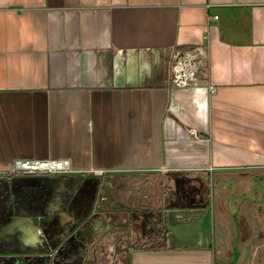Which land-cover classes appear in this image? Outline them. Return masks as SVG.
Here are the masks:
<instances>
[{
	"label": "crops",
	"instance_id": "1",
	"mask_svg": "<svg viewBox=\"0 0 264 264\" xmlns=\"http://www.w3.org/2000/svg\"><path fill=\"white\" fill-rule=\"evenodd\" d=\"M16 159L70 161L74 175L37 180L53 181L32 210L46 216L70 202L79 173L209 175L217 223L211 200L168 209L178 233L163 220V241L150 209L115 208L123 219L102 254L234 264L253 253L264 264V0H0V173ZM23 186L0 225V264H51ZM83 242L92 264L95 244Z\"/></svg>",
	"mask_w": 264,
	"mask_h": 264
},
{
	"label": "rangeland",
	"instance_id": "2",
	"mask_svg": "<svg viewBox=\"0 0 264 264\" xmlns=\"http://www.w3.org/2000/svg\"><path fill=\"white\" fill-rule=\"evenodd\" d=\"M124 174V175H122ZM122 175V176H120ZM103 176V177H102ZM50 177V176H48ZM48 177H15V178H0V184L5 183L6 184V190L3 193H0V217L4 215L2 213L1 209H5L6 213L10 212L11 210V217L13 215V211L18 212V209H21L20 206H22L23 201L19 198H17V192L16 190L19 189L21 186L24 188L22 189V192L20 193L23 196H26V205L29 206L30 212L29 214H32L33 217L36 215L35 218H37V224L40 226L41 231H43V234L48 235V231L45 230V224L51 221L52 217L59 216L62 214H68V206L70 203H68L65 207H60V209H55L54 213L52 215L46 216V215H37L33 214L32 210L37 209L36 206H38L37 203V191L42 188L40 185L46 184L47 186H53V181L49 180L45 182L38 183V179H45ZM55 177L54 180L58 181V176H51ZM102 182L101 189H100V195H105L109 193L110 199L112 201H115L116 199L119 200L121 197H126L125 200L129 201L131 200V203L129 202V206H142L146 207L148 210L150 209L152 213L155 216H152L154 218L151 222H154V228L160 229L163 226V220L166 222L167 228L169 230L170 226H175L173 229V234L176 236L178 233V230L176 228L177 223H171L169 222L168 218L166 220V210H177L180 208L188 207V206H194L196 208H201L202 206H205L207 204V201H212V206L214 209V218L213 223H217V201H219V198L217 196L218 192V182L214 180L213 178H209V175L205 176L198 175V174H184V173H160V172H152V173H106L104 175H101ZM75 178L78 179L79 182H83L86 179H98L97 176H94L93 174L84 173L81 175L75 176ZM99 181V180H98ZM15 186V187H14ZM54 187V186H53ZM107 189V190H105ZM211 191V193H210ZM24 193V194H23ZM127 193V194H126ZM209 195H211V199L208 198ZM137 199V203H134V199ZM16 198V199H15ZM140 198V199H139ZM107 201V202H106ZM105 202H102L101 207H105V209L109 210L112 217L123 219L122 215L120 213H116L115 208L118 210V205L114 203L113 208L109 207V199H106ZM111 205V204H110ZM229 206H232V202H228ZM20 207V208H19ZM220 207V204H219ZM7 208V209H6ZM165 212V213H164ZM232 209L230 211L226 212V217H224L225 222H233L234 218H232L231 214ZM104 213L100 212L97 213V221L98 217L103 218ZM132 217H134V213L131 214ZM14 216V215H13ZM144 221H143V231L145 236H148L150 231H153L150 228V220L148 219V215L144 214ZM109 220V219H108ZM107 220V221H108ZM157 220V221H156ZM95 221V222H97ZM99 222V221H98ZM1 223H4L2 221ZM157 223L160 225L157 226ZM162 223V224H161ZM97 224V223H96ZM179 224V223H178ZM181 224V223H180ZM179 224V226H180ZM184 224V223H182ZM150 225V226H149ZM98 225H95V228L92 229L93 232H96ZM152 227V226H151ZM215 228V227H214ZM99 228L97 231L98 233H103V230H100ZM154 229V230H155ZM181 231V228H180ZM135 230H127L126 235L127 237L131 236L134 233ZM49 236V235H48ZM98 237V236H97ZM121 237V236H119ZM129 238V239H130ZM255 248V252L258 253L260 249H258V245ZM228 258H230V251H228ZM123 260H126V257L122 258ZM128 262L129 261V258ZM111 260H108L106 258L105 264H108ZM228 264H233L230 262H227ZM110 264H126L125 262L120 261L119 259H116ZM234 264H263V259H261L258 255L256 257L252 255L245 260V262H240L239 260H236Z\"/></svg>",
	"mask_w": 264,
	"mask_h": 264
},
{
	"label": "flooded vegetation",
	"instance_id": "3",
	"mask_svg": "<svg viewBox=\"0 0 264 264\" xmlns=\"http://www.w3.org/2000/svg\"><path fill=\"white\" fill-rule=\"evenodd\" d=\"M131 174L135 175L136 173ZM102 177L97 180L94 178L86 179L85 182H81L78 187H76L77 182L73 181L74 185H72L70 191V204L67 209L68 214L61 213L59 216L52 217L51 221L45 224V230L48 231L49 238L57 248L54 264H84V239H86V241L88 240V242H92L93 245L95 244L90 251V263L105 264L106 256H104L102 252L104 247L106 248L109 242L113 240L111 224L117 219L121 220V217H112L110 211L105 209L104 206L101 207L102 202L109 199V207L113 208L114 203H116L119 209L123 206H129V202L131 203L132 198L127 201L125 200L126 197L123 196L119 200L116 199L112 201L113 198L110 199L109 193L106 194L105 192V195H100ZM71 183L72 182H70V185ZM5 190L6 184L1 183L0 193H3ZM50 192V186H44V195L42 196H47L45 198L46 201L48 200ZM136 201L137 199L135 197L134 203H137ZM1 210L4 215L0 217V225L2 221L6 222L11 217V210L7 213L5 209ZM100 212H103L104 215L103 218L98 217V222L96 218L97 213ZM95 225H98V227H96L97 230L101 228L100 230H103V233H98L97 230L93 232L92 229L95 228ZM110 262L108 264H110Z\"/></svg>",
	"mask_w": 264,
	"mask_h": 264
},
{
	"label": "built area",
	"instance_id": "4",
	"mask_svg": "<svg viewBox=\"0 0 264 264\" xmlns=\"http://www.w3.org/2000/svg\"><path fill=\"white\" fill-rule=\"evenodd\" d=\"M212 18L217 19V16H213ZM190 134L194 138L198 137L193 130L190 131ZM90 173L100 178L101 175L107 172L95 170ZM74 174L75 172L71 169L68 159H16L7 170L0 173V178L69 176ZM56 253L57 248L50 251L51 257H54Z\"/></svg>",
	"mask_w": 264,
	"mask_h": 264
},
{
	"label": "trees",
	"instance_id": "5",
	"mask_svg": "<svg viewBox=\"0 0 264 264\" xmlns=\"http://www.w3.org/2000/svg\"><path fill=\"white\" fill-rule=\"evenodd\" d=\"M158 225H160V224L158 223ZM156 233H157V236H159L160 238H163V241L165 240V236L167 235V230H166L164 224H163L162 228H160L156 231ZM55 259H56V257H55ZM55 259H54V261H55Z\"/></svg>",
	"mask_w": 264,
	"mask_h": 264
},
{
	"label": "water",
	"instance_id": "6",
	"mask_svg": "<svg viewBox=\"0 0 264 264\" xmlns=\"http://www.w3.org/2000/svg\"><path fill=\"white\" fill-rule=\"evenodd\" d=\"M190 219H191V217L189 216L188 217V219H186L187 221H190ZM56 248V246H55V244L52 246V248L50 249V251H52V250H54ZM49 251V252H50ZM57 254V253H56ZM56 256V255H55ZM55 256L54 257H51V264H54L55 262H54V259H55ZM49 260H50V257H49ZM30 262L31 261H29V262H26V263H24V261H22V264H30ZM18 264V263H17ZM21 264V263H20Z\"/></svg>",
	"mask_w": 264,
	"mask_h": 264
}]
</instances>
